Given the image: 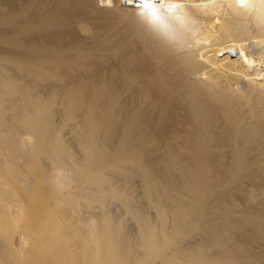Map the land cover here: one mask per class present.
Listing matches in <instances>:
<instances>
[{
  "label": "clouds",
  "instance_id": "9594fccd",
  "mask_svg": "<svg viewBox=\"0 0 264 264\" xmlns=\"http://www.w3.org/2000/svg\"><path fill=\"white\" fill-rule=\"evenodd\" d=\"M0 264H264V0H0Z\"/></svg>",
  "mask_w": 264,
  "mask_h": 264
},
{
  "label": "bare ground",
  "instance_id": "6f19581e",
  "mask_svg": "<svg viewBox=\"0 0 264 264\" xmlns=\"http://www.w3.org/2000/svg\"><path fill=\"white\" fill-rule=\"evenodd\" d=\"M12 6L13 7L15 6L14 3L12 4ZM157 19L160 20V23H161L162 26L166 27V23H165V21L162 18L157 17ZM227 53H228L227 54L228 56H231L233 58H239L241 56V54H242L241 51L238 50V49H231Z\"/></svg>",
  "mask_w": 264,
  "mask_h": 264
},
{
  "label": "rangeland",
  "instance_id": "374dc122",
  "mask_svg": "<svg viewBox=\"0 0 264 264\" xmlns=\"http://www.w3.org/2000/svg\"><path fill=\"white\" fill-rule=\"evenodd\" d=\"M228 53H226V55H227Z\"/></svg>",
  "mask_w": 264,
  "mask_h": 264
}]
</instances>
